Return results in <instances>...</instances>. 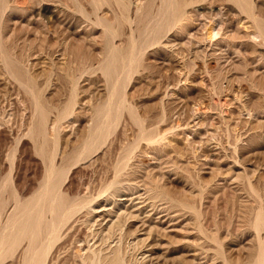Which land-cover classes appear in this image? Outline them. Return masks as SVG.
Wrapping results in <instances>:
<instances>
[{"label":"rangeland","instance_id":"obj_1","mask_svg":"<svg viewBox=\"0 0 264 264\" xmlns=\"http://www.w3.org/2000/svg\"><path fill=\"white\" fill-rule=\"evenodd\" d=\"M150 263L264 264V0H0V264Z\"/></svg>","mask_w":264,"mask_h":264},{"label":"bare ground","instance_id":"obj_2","mask_svg":"<svg viewBox=\"0 0 264 264\" xmlns=\"http://www.w3.org/2000/svg\"><path fill=\"white\" fill-rule=\"evenodd\" d=\"M125 197H126V196H120L119 200L117 201V203H118V207H119L118 210H117V212L115 211V212L113 213V212L111 211V212H112V213H111L110 210H109V211H108V210H107V211H106V210L95 211V212H94V215L92 216V220H91V222L94 223L95 225L100 226L101 228H104L105 231H106V230L108 231V230L112 229V227H113L114 225H116V223H117L118 220L123 219L122 217H125V218L128 217V218H127V221H128L127 223H129V224H130V222H131V221H130V218H133V219H132L133 221H134V219L136 220V218H138V216H139V215H137L138 213L135 212L137 209H136L135 211H133V212H135V213L132 214V213L130 212V214H129L127 210H128L130 207H128L127 210H126L125 207H124V203H125L126 201H128V197H126V198H125ZM122 198H123V199H122ZM139 199H140V198H139ZM131 200H132V199H131ZM126 203H127V202H126ZM130 203H131V202H130ZM134 203H135V201H134ZM129 205H130V204H129ZM126 207H127V206H126ZM142 207H143V206H142ZM139 208H140V207H139ZM130 209H133V207L130 208ZM130 209H129V210H130ZM111 210H112V209H111ZM113 211H114V210H113ZM133 215H136V216H133ZM72 217H73V216H72ZM106 218H109L110 220H106ZM139 219H140V216H139ZM148 219H149V218H148ZM61 221H62V220H61ZM61 221H60V222H61ZM100 221H103V222L105 221V223H103V222L100 223ZM107 221H110V222L107 223ZM125 221H126V220H125ZM63 222H64V221H63ZM68 222H69V221H68ZM138 222H139V221H138ZM118 223H119V222H118ZM134 223H135V222H134ZM59 224H60V223H59ZM120 224H121V223H120ZM95 225H94V227H96ZM121 225H122V224H121ZM141 225H144V224H141ZM141 225H140V226H141ZM98 226H97V227H98ZM133 226H134V225H133ZM147 226H148V225H147ZM128 227H129V226H128ZM131 227H132V226H131ZM134 227H135V226H134ZM136 227L139 228L138 225H136ZM136 227H135V228H136ZM144 227H145V226H144ZM144 227H142V229H143ZM105 228H106V229H105ZM137 228H136V229H137ZM145 229H146V228H145ZM99 230H100V229H99ZM104 230L102 229V231H104ZM137 230H138V229H137ZM137 230H135V231H137ZM147 230H148V229H147ZM151 231H152V230H151ZM143 232H144V231H143ZM134 233H135V232H134ZM137 233H138V231H137ZM137 233H136V234H137ZM141 233H142V232H141ZM146 233H147V231H146ZM149 233H151V232H150V229L148 230V234H149ZM136 234H135V235H136ZM139 234H140V233H139ZM144 234H145V233H144ZM144 234H143V235H144ZM148 234H147V236L150 235V234H149V235H148ZM152 234H153V233H152ZM55 235H56V233H55ZM52 236H53V235H52ZM150 236H151V235H150ZM150 236L148 237L149 240H150ZM133 237H134V236H133ZM135 237H136V236H135ZM145 237H146V236H145ZM143 238H144V237H143ZM143 238H142V240H145V238H144V239H143ZM148 238H147V239H148ZM147 239H146V240H147ZM136 240L138 241L139 239H136ZM139 241H140V240H139ZM139 241H138V242H139ZM147 241H148V240H147ZM148 242H150V241H148ZM148 242H147V243H148ZM152 242H153V240H152ZM144 243H145V242H144ZM147 243H146V244H147ZM150 243H151V242H150ZM153 243H154V242H153ZM148 244H149V243H148ZM78 245H79V244H78ZM89 246H90L89 243L87 244L86 241H85V242L82 241V243L80 244V250L83 251V255H84V254H88V251H89V249H90ZM151 247H154V246L152 245ZM148 249H149V248H148ZM150 250H151V249H150ZM91 251H92V249H91ZM146 252H147V250H146ZM147 253H151V254H153L154 252L152 253L151 251L148 250ZM147 257H149V256L147 255L146 258H147ZM144 258H145V257H144ZM149 258H150V257H149ZM98 259H99V258H98ZM149 260H150V259H149ZM152 261H153V260H152ZM148 262H149V261H148ZM150 264H151V263H150ZM195 264H196V263H195Z\"/></svg>","mask_w":264,"mask_h":264}]
</instances>
